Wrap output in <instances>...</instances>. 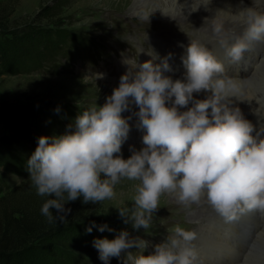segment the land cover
<instances>
[{
	"label": "clouds",
	"instance_id": "1",
	"mask_svg": "<svg viewBox=\"0 0 264 264\" xmlns=\"http://www.w3.org/2000/svg\"><path fill=\"white\" fill-rule=\"evenodd\" d=\"M253 3L238 37H229L222 22L213 19L217 43L234 63L243 60L253 43L264 44V10H258L256 0ZM169 57L157 64L145 61L138 71L131 70L137 63L125 60L131 68L120 77L119 86L102 106L77 115L74 132L38 138L27 171L37 194L49 197L40 211L50 223L67 220L68 202L82 197L84 204H100L112 199L115 185L123 179L139 182L132 206L117 208L123 222H131L137 231L149 229L164 194L184 205L204 199L225 223L248 212L264 216V124L257 131L233 106L231 98L239 99L238 90L206 47L189 44L182 57L186 69L182 79L165 75L171 71ZM201 92L209 95L197 99L194 94ZM240 100L249 104L255 100L259 107L251 111L264 119L260 98ZM132 106L138 109L133 115L144 133L143 147L130 148L131 155L125 159L121 148L131 116L122 113ZM106 228L113 231L107 225L99 231ZM86 231L91 233L92 227ZM196 239L194 231L177 226L149 255H133L131 249L145 250L149 244L130 238L126 230L114 239H95L93 245L105 264L110 258L122 264H195Z\"/></svg>",
	"mask_w": 264,
	"mask_h": 264
},
{
	"label": "rangeland",
	"instance_id": "2",
	"mask_svg": "<svg viewBox=\"0 0 264 264\" xmlns=\"http://www.w3.org/2000/svg\"><path fill=\"white\" fill-rule=\"evenodd\" d=\"M134 1L0 0V110H6L9 120L7 123L0 121V139L10 136L14 141L12 149L20 154V157L28 160L41 136L53 137L74 132L77 115L93 106H102L113 89L119 86L117 82L114 84L112 78L120 79L124 73L111 72L113 68L118 69L117 64L120 60L131 59L128 56L123 58L119 56L118 51L121 47L107 34L114 24L113 16L121 10L126 18L124 24L129 22L130 25H140L144 18L150 16V12H155V8H152L153 4L149 3L138 13L132 14L131 7ZM239 1L247 7L250 4L249 0ZM159 9H156L157 14L160 13ZM106 25L110 26L107 32L103 28ZM130 38L134 45L138 44L136 36L130 35ZM70 41L80 45L91 44L94 50H97L95 57L83 62L75 59L72 63H70L72 59L68 61L62 59L60 62H53V67L43 63V58L54 49L56 44V46L61 43L65 45ZM81 50L85 54L84 50ZM258 69L257 72L262 71V67ZM99 75L107 79H100ZM263 91L264 88H260V92ZM261 96L264 97V92ZM24 115H28L38 128L24 124L22 119H27ZM128 124L129 133L121 148V154L125 159L131 155L130 148L143 147L141 133L135 132L134 126L137 123L128 120ZM49 125L55 128L49 131L46 128ZM7 154L8 152L1 151L2 156L7 157ZM8 165L9 163L4 166L0 162V213L5 211V215L9 214V210L5 208L12 201L17 208L25 209L24 214L41 212L42 205L49 197L37 194L27 171L13 172ZM138 183L123 179L115 185V195L112 199L100 204H84L81 197L74 202H68L65 207L71 209L81 204L86 210L90 205L94 206V211L97 212L95 217L99 216V219L107 222L110 229H113V235L126 230L130 238L138 237L148 242L149 246L145 250L131 249L133 255H149L153 252L154 245L162 243L168 236L174 234V229L179 226L175 221L187 220L188 226L191 216L198 211L196 206L175 203L173 205H182L187 209L192 207L183 213V217L176 218L175 211L178 207L164 206L169 204L168 201L176 200L164 194L160 197L159 208L154 211L149 229L134 230L131 222L127 224L123 222L117 208L132 206ZM12 191L16 192L10 196ZM52 212L56 215L55 209H52ZM15 215L21 217L22 213L17 212ZM40 216L48 222L47 217L41 213ZM172 217L176 218L174 222L170 221ZM164 221L168 224H164ZM72 222L79 221L67 220L63 225ZM164 232L166 234L163 235ZM262 250L256 247L254 254L263 257L264 250ZM80 252L86 264H105L99 259L95 247L90 249L89 246ZM263 260L251 264H264ZM108 264H122V261L118 258H110Z\"/></svg>",
	"mask_w": 264,
	"mask_h": 264
},
{
	"label": "bare ground",
	"instance_id": "3",
	"mask_svg": "<svg viewBox=\"0 0 264 264\" xmlns=\"http://www.w3.org/2000/svg\"><path fill=\"white\" fill-rule=\"evenodd\" d=\"M249 2L247 7L239 0H135L131 7L132 14L138 13L149 3L153 4L152 8H155V12H150V16L144 18L140 25H130L129 22L124 24L126 18L122 14L123 11L120 10L113 16L112 27L109 29L110 26L106 25L103 28L106 32L109 29L107 34L110 39L121 47L118 51L119 56L121 58L128 56L133 65L137 63V68L131 69L132 71L139 69L138 65L145 61L151 60L154 64L160 63L171 53L168 58L171 71L165 72V75L172 77L173 80L183 78L186 69L182 63V57L186 56L189 44L198 43L206 47L224 65V76L231 78L238 90L239 99L231 98L233 106L239 107L244 117L251 121L259 131L261 125L264 124V119H259L251 111L259 105L255 100L249 104L240 99L260 98L261 103L264 104V97L261 96L264 91L260 92V88H264V44L253 43L244 53L243 60L234 63L225 55L213 32V19L216 18L222 22L225 33L229 37L240 36L245 27L247 8L254 6L253 0H249ZM197 5H201L199 10L190 12V8ZM256 7L258 10H264V0H256ZM157 8H160L158 14L156 13ZM130 35L136 36L137 45L133 44ZM124 61L120 60L117 64L118 69L113 68L111 73L129 71L131 66ZM260 67H262V71L257 72ZM103 78L107 79V77ZM112 79L114 84L117 82L119 85V78ZM194 95L197 99H205L209 93L201 92ZM134 111H138V109L132 106L130 111H126L122 115L125 118L131 116L129 120L135 124L137 117L133 115ZM261 115H264V111L261 112ZM134 127L135 132L141 133L143 136V131L137 129L136 124ZM253 134L255 135V132ZM168 203L164 206H176L173 204L178 202L168 201ZM189 205L196 206V211H198L191 216L190 224L187 226V220L184 219L181 222L175 221V223H179V227L197 234V239L193 242L197 252L195 264H251V262L264 259V254L263 257L254 254L256 247L264 250V216L257 212H248L233 222L225 223L206 200L202 199L200 203H190ZM176 207H178L175 211L176 218L177 216L183 217V213L192 208L187 209L182 205ZM176 218L172 217L170 221L174 222ZM163 223L168 224L167 221ZM198 230L200 232H196Z\"/></svg>",
	"mask_w": 264,
	"mask_h": 264
},
{
	"label": "trees",
	"instance_id": "4",
	"mask_svg": "<svg viewBox=\"0 0 264 264\" xmlns=\"http://www.w3.org/2000/svg\"><path fill=\"white\" fill-rule=\"evenodd\" d=\"M75 43V41H70L65 45L61 43L56 46V44L54 49L43 58V63L53 67V62H60L62 59L64 61L72 59L70 61L72 63L75 59L83 62V60H92L95 57L97 50H94L91 44ZM24 116L27 118L22 119L24 124L38 128V125L33 123L34 121L30 120L28 115ZM0 121L9 122L6 110H0ZM46 128L51 131L55 127L49 125ZM13 144L14 141L10 139V136L0 139V155L1 151L8 152L7 157L0 156V162L4 166L9 163L8 166L13 172L27 171V159H23L12 149ZM15 192L12 191L10 196ZM10 203L12 205L8 204V207L5 208L9 210V214L5 215V211L0 213V264H86L85 259L80 255L81 250L89 246L90 249L94 247L95 239H114L116 236L107 228L103 232L99 231L100 226L110 227L107 222L99 219V216L95 217L97 212L91 205L86 210L82 208L81 204L71 208L66 219L79 222L63 225L59 221L57 223L47 222L38 211L32 215L24 214L25 209L17 208L13 201ZM17 212L22 213V216H16ZM34 214L36 216L33 217ZM85 217L90 218L84 219ZM88 227H92L91 233L86 231Z\"/></svg>",
	"mask_w": 264,
	"mask_h": 264
}]
</instances>
